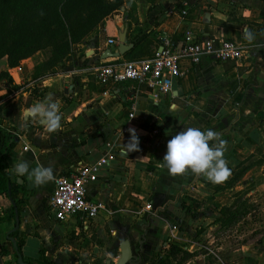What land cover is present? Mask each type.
<instances>
[{
    "label": "crops",
    "instance_id": "0c3cea01",
    "mask_svg": "<svg viewBox=\"0 0 264 264\" xmlns=\"http://www.w3.org/2000/svg\"><path fill=\"white\" fill-rule=\"evenodd\" d=\"M126 9L128 14L118 11L105 19L87 44H78L79 51L73 48L58 63L50 62L44 50L17 66L6 57L0 61V126L18 138L1 163L21 208L17 227L12 194L0 195V264H18L17 248L28 264H117L125 240L131 242L135 264H176L172 245L193 254L183 264H264V249L227 262H213L200 252V237L209 225L204 204L237 184L250 158L264 149V0H132ZM126 28V43L133 48L102 59L108 49L118 52L119 34ZM187 32L234 40L245 55L223 63L209 57L199 64L182 60L183 76L173 78L167 95L155 96L146 84L98 81L99 66L151 58ZM110 39L116 43L109 44ZM40 82L46 88L35 95ZM9 86L18 90L4 97ZM49 97L59 106L56 132L22 117ZM6 102L15 105L13 114ZM188 127L212 130L223 141L230 175L218 190L203 175L172 176L162 166L168 141ZM129 129L136 130L140 150L121 156ZM103 158L110 161L90 182L88 197L104 202L106 209L95 221L55 219L48 207L55 178ZM24 161L30 169L52 168L54 180L37 186L27 175L17 177L13 165Z\"/></svg>",
    "mask_w": 264,
    "mask_h": 264
},
{
    "label": "trees",
    "instance_id": "16d2710c",
    "mask_svg": "<svg viewBox=\"0 0 264 264\" xmlns=\"http://www.w3.org/2000/svg\"><path fill=\"white\" fill-rule=\"evenodd\" d=\"M122 2L0 0V61L6 57L10 66H17L22 60L48 48L59 50L62 60L75 45L87 44L96 26H101L105 19L120 8L128 14ZM17 141L14 134L0 126V195L8 196L10 179L1 161L8 156ZM13 201L20 215V201L14 196ZM3 253H6L5 250ZM19 253L22 255L20 248ZM170 255L176 258V264H183L193 256L188 250L176 245L171 246ZM45 264L56 263L47 261Z\"/></svg>",
    "mask_w": 264,
    "mask_h": 264
},
{
    "label": "built area",
    "instance_id": "2783aa9c",
    "mask_svg": "<svg viewBox=\"0 0 264 264\" xmlns=\"http://www.w3.org/2000/svg\"><path fill=\"white\" fill-rule=\"evenodd\" d=\"M182 13L186 15L188 11ZM115 43L114 39L109 40V44ZM244 55L243 48L234 40L198 38L192 32H187L181 39L167 41L151 58L103 64L96 69V77L102 84L115 86L128 82L146 84L155 91V96L167 95L172 89L173 78L183 76L180 66L182 60L199 64L205 57H209L223 63L240 61ZM165 88L168 90L164 91ZM109 161L103 158L97 164L85 165L55 178L54 190L48 200L49 210L55 219L67 221L78 217L84 221L97 220L106 206L104 202L88 197V186L101 166L107 165Z\"/></svg>",
    "mask_w": 264,
    "mask_h": 264
},
{
    "label": "rangeland",
    "instance_id": "374dc122",
    "mask_svg": "<svg viewBox=\"0 0 264 264\" xmlns=\"http://www.w3.org/2000/svg\"><path fill=\"white\" fill-rule=\"evenodd\" d=\"M131 1L123 0L122 3L126 8L130 6ZM121 11H123L122 8L119 9V12ZM99 27V25L96 26L88 39H92L97 34ZM78 47L80 45H75L74 51ZM42 54L45 56L50 54L52 63L61 61L62 53L55 48H48ZM45 88L46 86L41 82L36 84L35 95L42 94ZM17 90L14 86H9L4 97L13 95ZM6 105L5 108H10L8 111L13 114L15 105L8 102ZM253 162L255 166H252ZM243 173L245 176L237 184H229L228 188L220 190L222 192L218 193L216 199L214 197V200L204 204L209 211L205 223L208 222L209 225L204 237L203 235L200 237V243H202L200 252L213 259V262L219 261L220 258L224 262L232 261L239 256L238 254H249L254 249H264V149L258 151L256 157L250 158ZM214 186L217 189V186H222V184ZM199 226L196 229L198 235L203 232V227L200 231ZM235 250H239L240 253Z\"/></svg>",
    "mask_w": 264,
    "mask_h": 264
},
{
    "label": "clouds",
    "instance_id": "9594fccd",
    "mask_svg": "<svg viewBox=\"0 0 264 264\" xmlns=\"http://www.w3.org/2000/svg\"><path fill=\"white\" fill-rule=\"evenodd\" d=\"M245 38L249 41L253 38L247 30ZM22 117L26 120L39 121L46 126L48 132H56L61 128L59 106L51 97L48 98L46 105L37 103L29 107L23 112ZM129 132L131 136L121 148V156H128L140 150L136 130L129 129ZM162 161V166H166L172 176L190 171L196 175H203L212 184H220L230 175V169L224 159L223 141H219L217 133L212 130L203 131L197 127H188L177 133L168 141ZM13 167L17 177L23 178L27 175L37 186L54 180L53 169L50 167L37 166L30 169L27 161L14 164Z\"/></svg>",
    "mask_w": 264,
    "mask_h": 264
},
{
    "label": "water",
    "instance_id": "95a60500",
    "mask_svg": "<svg viewBox=\"0 0 264 264\" xmlns=\"http://www.w3.org/2000/svg\"><path fill=\"white\" fill-rule=\"evenodd\" d=\"M127 19V16L125 17ZM126 38H127V28L124 31H121L119 34V47H118V52H112L110 49L106 50L103 55L101 56L102 59H107L110 57H117L120 55H125L127 52H129L132 48L134 44H127L126 43ZM9 193L10 196L12 194L11 191V185L9 186ZM12 198V196H11ZM13 200V198H12ZM14 206H16L15 201H13ZM16 221H17V227L20 225V217L18 214V210L16 209ZM121 249H122V253L118 259L117 264H135V261L137 259L131 242L129 240H125L122 244H121ZM18 252V261L20 264H28L26 262H24L23 260V256L19 253V249H16Z\"/></svg>",
    "mask_w": 264,
    "mask_h": 264
}]
</instances>
